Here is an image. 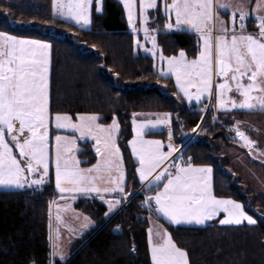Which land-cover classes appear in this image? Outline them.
<instances>
[{
    "label": "snow or ice",
    "instance_id": "obj_1",
    "mask_svg": "<svg viewBox=\"0 0 264 264\" xmlns=\"http://www.w3.org/2000/svg\"><path fill=\"white\" fill-rule=\"evenodd\" d=\"M122 2L129 25L137 31L133 23L136 0ZM95 3L96 11L102 12V0ZM92 4L93 0H52L53 16L84 26L91 23ZM139 7L145 40L151 39L155 49L156 38L150 37L155 29L148 27V9L158 13V0H139ZM220 10L230 13L231 27L220 20ZM163 11L168 30L194 32L202 44L198 58L193 60H188L183 50L178 58H166L161 53L160 60L166 59L168 65L166 71L160 70L162 77L174 75L176 86L189 102L193 99L197 103L204 99L209 103L214 101L216 111H264V0H248V3L244 0H171V3L163 0ZM250 19L257 21L255 33L246 31ZM136 43L139 46V40ZM50 50L51 44L43 40L0 32V188L38 190L49 177L52 162L48 97ZM193 88L194 93L190 92ZM204 110H209L208 104ZM100 119L98 115H80L74 122L68 114H55L57 130L72 129L80 137H91L98 145L97 162L83 169L81 162L71 155L76 141L56 135L55 187L61 199L75 200L76 194L95 193L107 204L105 215L108 216L137 193L126 191L123 156L117 143L119 122L113 117L112 123L105 125L99 123ZM170 124V113L163 119L139 123L134 118L135 137L129 143L139 165L135 171L147 190L141 206L156 218L153 222L150 215L152 226L147 230L152 264H189L188 253L173 241L171 233L159 223L161 219L170 225L204 224L224 213V218L219 220L221 225H240L244 221L252 225L257 221L242 203L213 194L211 167H194L190 158L184 167L178 162L183 161L182 154L173 157L177 148L171 143V130L167 151L163 150L162 141L145 139L151 129ZM238 124L234 126L236 137L251 154L256 142ZM113 193L117 194L116 198H105V194ZM49 255L53 258L50 264H56V257L64 259L58 246H53Z\"/></svg>",
    "mask_w": 264,
    "mask_h": 264
},
{
    "label": "trees",
    "instance_id": "obj_2",
    "mask_svg": "<svg viewBox=\"0 0 264 264\" xmlns=\"http://www.w3.org/2000/svg\"><path fill=\"white\" fill-rule=\"evenodd\" d=\"M50 2L0 0V32L51 43V114H96L102 124L117 117L129 177L133 166L125 143L131 136L134 113H170L177 145L186 142L200 125L180 154L192 164L212 167L214 195L242 203L257 222L220 225L215 219L203 227H174L163 219L159 223L188 253L189 264H264V189H259L253 179L243 180L229 165L227 148L237 145V140L227 137L224 130L237 116L251 112H219L214 121L211 109L205 113L201 105L189 106L176 94L171 77L155 71L151 57L135 54L132 34L117 0H104L102 13L92 14L88 30L52 17ZM163 18L159 13L154 21L161 26ZM253 26L250 22L246 28L254 30ZM157 43L166 56L183 49L193 57L199 48L198 36L185 31L159 32ZM79 144L81 165L94 164L92 144ZM128 190L137 195L108 221L103 202L82 197L75 201L74 208L95 226L73 241L71 257L65 264H151L148 218H156L141 206L147 190L137 183ZM55 195L52 181L43 184L40 192L0 190V264H50L47 209Z\"/></svg>",
    "mask_w": 264,
    "mask_h": 264
},
{
    "label": "rangeland",
    "instance_id": "obj_3",
    "mask_svg": "<svg viewBox=\"0 0 264 264\" xmlns=\"http://www.w3.org/2000/svg\"><path fill=\"white\" fill-rule=\"evenodd\" d=\"M117 1L121 4V6L123 8L124 17L126 19L127 30L132 34V40H133V46H134L135 54L136 53H140L142 55H147V56L151 57L152 60H153L154 69L160 75V70L163 69V70L166 71L168 65H167V60L166 59L162 61L159 58L161 53H162V51L159 48L158 43H157V35H158L159 32L180 31V30H176V29L168 30L165 27V22H166L167 18L165 17L164 11H163V0H158V6H159V12L158 13H157V10L148 9V15H149L148 27L150 29H155V31H151L150 32V37L151 36H155V38H156V48L155 49H153V45L151 43V39L145 40L144 31H143V28L145 27V25L141 22L139 0H136V4L134 5V8H133V14H134L133 23L136 26L137 31H133L132 27L129 25L127 11H126V9L124 7V4H123L122 0H117ZM168 3H171V0H168ZM50 6H51V16L54 17L53 16L52 0L50 2ZM103 6H104V0H102V11H103ZM96 7H97V5L95 3V0H93V4L90 7V13H89L91 23L87 24V25H84V26L77 25V24H75L74 21H71V20L65 21L63 18H60V17H55V18H59V19L65 21V22L72 23V24L80 27L81 29L88 30L91 27V25H92V14L94 12H96L98 14L102 13V12H97L96 11ZM159 13L161 15H163V17H164L161 26H158L155 23V21H154V17L156 15H158ZM174 19L175 18H174V15H173V17H172V21L173 22H174ZM231 23L232 22H231V19H230L229 20V24H228L229 27H231ZM248 29L249 28H246V31L248 33H251L249 31H255L256 30V29H254V30H248ZM185 32H188V31H185ZM192 33H194V32H192ZM21 38L37 39V38H31V37H21ZM137 40H139V42H140L139 46L136 43ZM45 42L50 43L49 41H45ZM201 44H202V41H199V48H198V51H197L195 56L189 57L186 54V58L188 60H193V59H197L198 58L199 52L201 50ZM146 49H150L152 51H146ZM181 50H183V49H179L176 54L169 55V56H166L163 53L162 54L166 58L167 57H173V56L178 58L179 57V53H180ZM153 51L155 52V56L153 55ZM51 52H52V46H51V50H50V53H49L48 97L50 96L49 86H50V72H51ZM168 77H171V79L173 81L176 94L179 95L189 106L191 104H198V105H201L202 108L204 109V105L205 104L211 105L213 108H211L209 106V109H211L212 111L214 109L213 112H214L215 117H216L217 113L225 112V111H216L215 108H214V101L209 103V101L207 99L202 100L201 103H197L194 99L191 102H189L183 96V93H181L179 91L178 87L176 86L175 76L172 75V74H169ZM190 92L194 93L195 89L194 88L190 89ZM234 94L235 93H230V95H234ZM235 111H241V112H245L246 111L248 113H250V112L251 113L248 114V115H240L239 117L237 116L236 120H233V124L230 125L233 128V133H235L234 126H236L237 122H239L238 127L240 128V130L244 131L246 133V135L249 137V139L252 140V141H255L256 143L253 146V148L251 149V154H250L249 148L243 146V142L240 141L239 138L237 137L236 138L237 145H234L231 148H227L228 149L227 155L229 156V159H230L229 165L232 166L234 172H236V173L241 175V178L243 180H245V179H253V180H255L256 184L259 186V189H264V156H261V153H264V111L232 109V110L227 111V112H235ZM206 112L207 111H205V113ZM256 112H259L258 113L259 115H256L255 114ZM49 114H50L49 115V141H50V154H51V161L52 162L50 163L49 177L47 178L45 183H48L49 181H52L53 189H54V192L56 193L57 196L55 195L56 197L51 199L49 204H48V209H47L48 221H47V223H48V230L52 231L54 237L59 239L62 236L61 239H62V241H64L63 243L66 244L69 236H68V234H63L62 235V233L64 231H67V230H68V232L69 231L72 232V228H74L73 230L78 229L80 227V225H81V221L86 219V218H85V216H82V215L79 216V218H74V215L72 214L73 211H74L73 208H70L67 205L68 201L70 202L72 200L70 198L61 199L60 198V194L58 193V191H57V189L55 187V166H54L55 136L59 134V135H62V136L70 137V138H72V139H74L76 141L75 142V146L73 147L71 155H74L80 162H81V160L78 158V152L81 149L79 142H90L92 144V150H93V152H94V154L96 156V161L94 162V164L97 162V159H98V157L96 155V147H98V145H96L95 140H93L91 137H80V134L78 132H74L72 129H59V130H57L55 128V114H57V113L51 114V112L49 110ZM61 114H66V113H61ZM135 114H137V115L135 117H134V115H132V118L130 120V122H131V125H130L131 136L125 143L126 152H127L128 156H129V158L131 160V163H132V166H133V173H132L131 177H129V171L127 170V165H126V162H125L124 153H123V150L120 147L119 136H120L121 128H120L119 134L117 136V143H118V145L120 147V150H121V153H122V156H123V168L125 170V181H126V189L127 190H128V188L131 187V185L133 183H137V184L141 185V183L139 181V178H138V174L135 171V169L139 165L136 162V158L132 155L131 145L129 143L135 137V132L133 130L134 129L133 119L135 118L137 120V122L139 123V122L146 121V120L163 119L165 114H169V113H166V112H154V113H135ZM80 115H96V114H78L76 116H71V115H69V116H71L73 121L76 122ZM233 119H234V117H233ZM117 120H118V118H117ZM118 122H119V120H118ZM111 123H112V121L110 123H108V124H105V125H109ZM119 126H120V124H119ZM17 127H18V125H17ZM198 129H199V127L195 128V131H193V133L189 136V138L187 139L186 142H184L183 144L177 145L175 143V141H174V136H173V131H172V119H171V124L170 125H158L156 128L151 129L150 131H148L146 136H145V139L162 141V143L165 146L163 150L167 151V144L169 143L168 134H169V130H171V132H172V141H171V143H173L176 146V148H177L176 155L179 156L181 151H182V149L185 147V145L190 140H192L194 138V136H195L196 132L198 131ZM155 132H163L164 134L161 135V136H152V137L148 135L150 133H155ZM27 135H28V133L25 132L24 136H27ZM23 138L24 137L21 136V140ZM231 139H233V138H231ZM188 162H189L188 159H183V161L180 162V163H182V165L184 167H187V163ZM94 164H92V165H94ZM92 165L83 166L80 163V167L83 168V169L90 168ZM192 165L194 167H204V166H201V165H195V164H192ZM208 167H210V166H208ZM213 175H214V173H213V169H212V173H211V177H210V183H211L212 191H213V194H214ZM141 187H143V186L141 185ZM0 190H14V189L0 188ZM138 191H140V189ZM78 197H80V198L81 197L82 198L90 197V199L91 198H95V199H98V200L102 201L104 204H106L105 201L101 200L98 196H96L95 193H92L90 195L76 194V198H78ZM116 197H117V194H114V193L113 194H105V198L106 199H114ZM130 198H131V196L129 197V199L126 202H122L121 203L122 207L124 206L125 203H127L130 200ZM217 198H220V197H217ZM223 199H225V198H223ZM69 213H70V215H69ZM58 216H60V217L65 219V222L63 221L64 225L61 222L58 221L59 220L57 218ZM224 216H225V214L221 213L219 216L213 218L212 220L218 219V223H219V220L223 219ZM72 217H73L74 220H71ZM212 220L206 221L204 224L182 223V224H179V225H172V226H174V227H178V226L203 227V226L207 225L208 223H210ZM154 221L155 220L153 219V222ZM149 223L151 224L150 221H149ZM166 223H168V222H166ZM243 223L248 224L247 221H244L241 224H243ZM232 225H236V224H232ZM64 226L66 227L65 229H64ZM151 226H152V224H151ZM48 242H49V248H50V238L48 239ZM51 242H52V240H51ZM54 246H56V241H55ZM58 248L61 251L63 249V246L59 245ZM149 261L152 264L150 247H149Z\"/></svg>",
    "mask_w": 264,
    "mask_h": 264
},
{
    "label": "crops",
    "instance_id": "obj_4",
    "mask_svg": "<svg viewBox=\"0 0 264 264\" xmlns=\"http://www.w3.org/2000/svg\"><path fill=\"white\" fill-rule=\"evenodd\" d=\"M234 2H235V0H234ZM244 3H248V0H244ZM231 19V16H230V13H225L223 10H220V20H223L227 25L229 24V20ZM250 22H252L253 23V27H254V29H256L255 31H249V32H251V33H255L256 31H258V29H257V27H256V24H257V21L256 20H254V19H250L249 21H247V24L248 23H250ZM211 108H213L211 105H209ZM213 111H214V109H213ZM177 155H176V153H174L173 154V157H176ZM57 196V195H56ZM55 196V197H56ZM54 198V197H53ZM52 198V199H53ZM78 198H80V197H78ZM78 198H76L75 200H72V201H68V203H67V205L70 207V208H73V215H74V218H79V216H85V218L86 219H84V220H82L81 221V225H80V227L78 228V229H75V230H73L74 228H72V232L71 231H69L68 232V230L67 231H64L63 233H62V235L63 234H68V236H69V238H68V240H67V243L66 244H64L63 242L64 241H62V236L58 239V238H56V237H54V235H53V233H52V231L51 230H49V238H50V248H49V254H50V252L52 251V248H53V246H54V244H55V241H56V246H59V245H61V246H63V249L61 250V252H63V254H64V259L61 261V260H59V257H56L55 258V261L57 262H60V263H62V264H65L67 261H68V259L71 257V244L73 243V241L74 240H76V239H78L80 236H82L83 234H85V233H87V232H90V231H92V229L94 228V222L87 216V215H85L84 213H82V212H80V211H78V210H76L75 208H74V203H75V201L78 199ZM86 199H90V197H85ZM100 201V200H99ZM102 202V201H101ZM105 206H106V212L108 211V207H107V205L105 204ZM122 207V204H120V205H118V207H116L114 210H113V212L112 213H109V215L108 216H106L105 215V219H106V221H108L112 216H114V214H116L119 210H120V208ZM69 215H70V213H69ZM71 220H74L73 219V217H72V219ZM59 222H61L63 225H64V223H63V221L65 222V219L64 218H62V217H60L59 216V220H58ZM153 221V220H152ZM152 224V223H151ZM151 224H150V227H151ZM66 227L64 226V229H65ZM51 240H52V242H51ZM149 244V243H148ZM53 258H51L50 257V255H49V262L52 260Z\"/></svg>",
    "mask_w": 264,
    "mask_h": 264
},
{
    "label": "built area",
    "instance_id": "obj_5",
    "mask_svg": "<svg viewBox=\"0 0 264 264\" xmlns=\"http://www.w3.org/2000/svg\"><path fill=\"white\" fill-rule=\"evenodd\" d=\"M224 130H225V133H226L227 137H229V138H237V137H235L236 136V133H233L232 126L227 125ZM41 188H42V185L40 186V188L38 190H33V191L40 192L41 191Z\"/></svg>",
    "mask_w": 264,
    "mask_h": 264
},
{
    "label": "water",
    "instance_id": "obj_6",
    "mask_svg": "<svg viewBox=\"0 0 264 264\" xmlns=\"http://www.w3.org/2000/svg\"><path fill=\"white\" fill-rule=\"evenodd\" d=\"M178 162H180V161H178Z\"/></svg>",
    "mask_w": 264,
    "mask_h": 264
}]
</instances>
